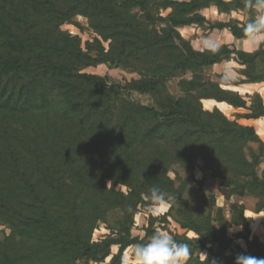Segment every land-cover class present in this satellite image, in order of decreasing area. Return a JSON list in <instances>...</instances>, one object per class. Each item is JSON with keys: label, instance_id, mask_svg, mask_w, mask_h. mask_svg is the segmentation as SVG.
<instances>
[{"label": "rangeland", "instance_id": "obj_1", "mask_svg": "<svg viewBox=\"0 0 264 264\" xmlns=\"http://www.w3.org/2000/svg\"><path fill=\"white\" fill-rule=\"evenodd\" d=\"M225 3L230 4L227 6ZM98 6L112 9L113 15L100 10ZM228 9L231 11L222 12ZM3 14L8 17V25L14 32L21 34L22 29L30 26H33V31L43 28L56 36L62 32L64 35H59L62 39L65 34L77 37V44L84 53L95 57L103 51L105 54L110 52L108 56L112 59L119 58L113 63L78 71L77 79L72 80L66 88H73L74 91H108L112 103L108 106L111 108L118 107L121 98L157 108V98L154 96L127 90L133 80L152 75L156 69L146 68V60L136 54L141 47L140 41L135 38L137 29L147 27L162 35L163 29L173 28L196 51L203 52L208 50L211 42H215L218 49L224 45L229 29L219 30L220 25L230 22L246 24L254 18L255 10L247 7L245 0H0L2 18ZM123 43H126L125 47H122ZM121 51L123 55L119 56ZM22 53L20 47L0 37V54L16 56ZM237 64L239 66L233 70L234 74L228 81L223 79L225 69L230 67L226 61L203 67L199 76L219 84L221 88L231 86L246 79L240 75V71L246 67L240 62ZM167 67L164 71L172 70L173 65L167 64ZM9 76L8 73L0 74V264H10L8 259L16 264H114L112 259L119 253L120 246L112 245L111 255L105 256L104 242L120 239L117 232L113 234L108 227L121 221L118 210L109 211L104 216L105 222L96 221L90 200L92 195L86 194L81 211L73 214L63 203V207H55L58 211L48 213L44 211L41 201L51 194L50 186L42 183L41 187L36 188L37 194H33L29 186L43 179L37 172L41 156L52 161L53 153L58 151L67 160L76 153L79 157L82 152L77 151H81L89 142L87 137H71L69 126L72 124H66L68 117L63 110L66 105L61 99L54 100L56 93L64 92L66 88L54 86L55 81L46 78L34 82L28 90L23 88L25 78L13 86L14 83L7 84ZM192 77V72L177 69L164 84V91L175 99L181 98L185 94L182 81L191 80ZM260 92L264 99V87L260 88ZM247 102L249 107L259 104L254 97L247 98ZM85 103H88L86 110L93 108L91 102ZM247 114L252 113H244ZM244 115H236L235 118ZM259 122L254 128L264 142V119ZM247 148L246 154L249 155L251 150L257 151L258 145L249 144ZM195 162L194 175L202 183L187 188L181 202L172 204L159 215H149L144 211V206L140 207L134 216L132 238L147 243V230H163L180 240L188 238L199 241L203 247L190 248L191 256L186 264H205L209 251L217 249V245L204 234L182 227L183 222L191 220L183 211L194 216L205 212L204 217H208L219 230H224L227 237L245 253L264 256V195L232 192L224 187L222 179L212 177L201 157L197 155ZM16 165L19 171L14 170ZM26 168L33 170L28 173ZM92 171L96 173L99 185L107 191L128 194L129 189L125 184L118 183V178L111 179L114 175L109 174L110 170L102 177L94 169ZM173 171L187 177L179 166L174 167ZM257 174L264 179V157ZM71 175L74 172L67 171L66 177ZM170 175L175 177L173 172ZM239 182L242 183L241 180ZM52 193L55 196L56 192ZM87 199L90 203H87ZM211 199L215 203L210 210L207 202ZM260 207L263 210L258 212ZM34 212L36 214L30 218V213ZM45 216L51 223H62L57 231ZM242 217L246 221L243 222ZM92 227L95 228L89 232ZM229 229H232L231 233ZM87 243L101 247L102 251L86 255L82 246ZM131 248L124 251V258L128 257Z\"/></svg>", "mask_w": 264, "mask_h": 264}, {"label": "trees", "instance_id": "obj_2", "mask_svg": "<svg viewBox=\"0 0 264 264\" xmlns=\"http://www.w3.org/2000/svg\"><path fill=\"white\" fill-rule=\"evenodd\" d=\"M225 4L228 6L230 3ZM98 7L113 15L112 9ZM230 11L231 9L222 12ZM8 24V17L4 14L3 18L0 16V37L8 39L23 50L22 54L16 56L0 54V74L11 75L8 85L14 83L15 86L20 79L25 78L23 88L29 90L34 82L48 78L55 81L54 86L66 88L72 80L77 79L78 71L119 61V58L112 59L108 56L110 52L105 54L102 51L95 57L84 53L77 44L78 38L69 34H65L62 39L59 37L64 35L62 32L56 36L43 28L33 31V26L22 29L20 34L14 32ZM244 25L230 22L220 25L218 29H229L236 39H246ZM135 38L141 43L136 54L146 60V68L156 69L152 75L133 80L127 90L154 96L157 98L158 107L121 98L119 106L111 108L108 106L112 104L108 91H74L73 88H66L64 92H57L54 100L61 99L66 105L63 110L67 114L68 123H65L72 124L69 126L71 137H87L89 142L85 148L77 151L82 152L79 157L76 153V156L72 155L67 160L61 155L62 152L58 151L53 153L52 161L41 156L37 172H40L43 179L29 185L33 194H37L36 188L41 187L42 183L50 186L51 194L41 201L44 211L48 213L58 211L55 207H63L62 204L66 203L69 212L75 214L77 210L81 211L83 196L86 194L92 195L90 200L96 214L94 220L105 222L104 216L109 211L118 210L121 221L113 227H108L113 234L117 232L120 239L104 242L105 256L111 255L112 245L120 246L119 253L112 259L114 264H121L123 253L128 247L142 243L137 238H132L131 230L138 209L147 203L145 193L150 185H156L176 196L177 202L174 204H178L184 199L183 194L187 188L202 183L194 175L197 155L204 161L212 177L224 181L225 188L231 189L232 192L264 195V179H260L257 174L264 157V142L255 128L230 120L218 109L206 111L202 104L203 100L225 102L252 113L239 118L260 119L264 117V101L261 94L243 97L199 76L203 67L214 66L234 58L246 67L240 71V75L246 79L235 82L233 86L262 83L264 44L253 53L231 49L228 45H223L215 52H200L173 28L163 29L162 35H159L156 30L150 31L147 27H140ZM125 46L126 43H123L122 47ZM120 55H123L122 51ZM167 64L173 65L172 70L164 71L169 68ZM256 67L262 68L263 71H258ZM177 69L190 71L193 77L191 80L182 81L185 94L175 99L164 91L163 86L174 76ZM252 97L258 100L259 104L249 107L247 98ZM85 102H91L93 108L86 110L88 103ZM249 144H257L258 149L251 150L247 155ZM177 166L186 172L187 177L184 178L180 173L173 171ZM14 168L19 171L17 165ZM28 169L25 170L28 173L33 170ZM92 169L101 177L110 170L109 174L114 175L111 179L118 178V183L125 184L129 189L128 194L104 189L97 182L96 173ZM67 171L74 172V175L66 177ZM171 172L174 173V178L171 177ZM53 191L56 192L55 196ZM88 200L87 203H90ZM214 203V199L207 202L210 210ZM129 207L134 209L135 214L127 211ZM262 210L263 207H260L258 212ZM183 212L191 219L182 223L183 228L204 234L217 245V249L209 251L205 264H235L237 256L241 255L264 257L261 254L245 253L237 243L227 237L224 230H219L208 217H204L205 212L196 216L188 211ZM35 214L30 213V218ZM40 216L39 213V218ZM45 217L57 231L62 223H51L48 216ZM241 219L246 221L244 217ZM93 228L95 227L89 229V232H92ZM154 232L147 230V238ZM175 239L177 242L187 243L191 249L199 245L203 247L199 241L188 238L180 240L177 237ZM82 248L86 255L102 251L101 247L90 243L84 244ZM228 252L230 255H227ZM8 262L16 264L14 260L8 259Z\"/></svg>", "mask_w": 264, "mask_h": 264}, {"label": "clouds", "instance_id": "obj_3", "mask_svg": "<svg viewBox=\"0 0 264 264\" xmlns=\"http://www.w3.org/2000/svg\"><path fill=\"white\" fill-rule=\"evenodd\" d=\"M245 5L255 10V16L244 25V35L248 43L260 46L264 44V0H245ZM208 50L218 51V45L211 42ZM233 74L232 69L226 68L223 79L228 81ZM145 200L147 203L144 211L152 216L161 214L177 202L176 196L163 191L156 185L148 187ZM127 211L135 214L131 207ZM231 231L232 229H229L230 233ZM202 255L206 257L205 254ZM190 256L191 252L187 243L177 242L167 231L157 230L149 237L147 243L133 245L128 257H122V264H186ZM235 264H264V257L241 255L237 256Z\"/></svg>", "mask_w": 264, "mask_h": 264}, {"label": "crops", "instance_id": "obj_4", "mask_svg": "<svg viewBox=\"0 0 264 264\" xmlns=\"http://www.w3.org/2000/svg\"><path fill=\"white\" fill-rule=\"evenodd\" d=\"M228 37V39H227ZM227 37L224 39L225 43L224 45H228L231 49H237L239 51H243V52H246V53H253L255 51H257L260 47V46H255V45H252L250 43L247 42L246 39H236L232 33L228 30V35ZM226 63H228V68L234 70L236 69L239 65L237 64V61L233 58L231 59L230 61H226ZM243 68V67H242ZM253 86V87H251ZM227 87H230V88H249L246 93H240L239 94L243 97H246L247 95H253L255 94L256 92L261 94L260 92V88L264 87V83H261V84H244V85H240V86H224L223 88L224 89H227V90H231V91H234V92H237L238 91H235L234 89H230V88H227ZM258 89V91H257ZM252 90V91H251ZM262 96V95H261ZM263 98V97H262ZM264 100V99H263ZM207 101H215V100H207ZM216 102V105L211 108V109H205L206 111H214L215 109H218L220 112H222L225 116H228L229 119H236V121L243 125V126H250V127H255V124L259 121L262 122V120L264 119V117L260 118V119H245V118H235L236 115H244L245 112L249 111L245 108H235L225 102ZM203 104V102H202ZM219 105H225L228 110H229V113L226 114L224 111H222L219 107ZM204 106V105H203ZM249 106V105H248ZM250 112V111H249ZM260 123V122H259Z\"/></svg>", "mask_w": 264, "mask_h": 264}, {"label": "bare ground", "instance_id": "obj_5", "mask_svg": "<svg viewBox=\"0 0 264 264\" xmlns=\"http://www.w3.org/2000/svg\"><path fill=\"white\" fill-rule=\"evenodd\" d=\"M227 88H230V87H227ZM230 89H234L235 91H238V93H246V91L248 90L247 88H230ZM249 91V90H248ZM203 105H204V108L205 109H211L213 108L215 105H216V102L215 101H207V100H203ZM220 109L222 111H224L226 114L229 113V110L228 108L225 106V105H219Z\"/></svg>", "mask_w": 264, "mask_h": 264}]
</instances>
